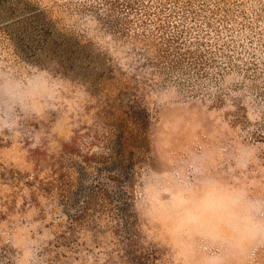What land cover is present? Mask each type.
<instances>
[{
	"label": "rangeland",
	"instance_id": "obj_1",
	"mask_svg": "<svg viewBox=\"0 0 264 264\" xmlns=\"http://www.w3.org/2000/svg\"><path fill=\"white\" fill-rule=\"evenodd\" d=\"M0 264H264V0H0Z\"/></svg>",
	"mask_w": 264,
	"mask_h": 264
}]
</instances>
